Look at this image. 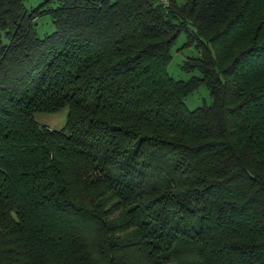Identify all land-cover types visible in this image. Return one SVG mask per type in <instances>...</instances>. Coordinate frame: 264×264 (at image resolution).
Listing matches in <instances>:
<instances>
[{
	"label": "trees",
	"instance_id": "trees-1",
	"mask_svg": "<svg viewBox=\"0 0 264 264\" xmlns=\"http://www.w3.org/2000/svg\"><path fill=\"white\" fill-rule=\"evenodd\" d=\"M0 264H264V0H0Z\"/></svg>",
	"mask_w": 264,
	"mask_h": 264
},
{
	"label": "rangeland",
	"instance_id": "rangeland-1",
	"mask_svg": "<svg viewBox=\"0 0 264 264\" xmlns=\"http://www.w3.org/2000/svg\"><path fill=\"white\" fill-rule=\"evenodd\" d=\"M42 0H24V4L27 8H30ZM184 1V0H179ZM36 31L39 35H43L45 32H50L54 26L51 21V17L48 13L43 14L36 19ZM185 34L181 32L172 44V57L167 64V71L176 78H188L191 74L197 73V70H185L182 68L181 63L187 55L195 53L193 45H184ZM210 94L207 87L203 84L199 85L194 91L189 93L185 97V103L189 108H193L197 105L208 103L210 101ZM67 114V106H63L60 109L52 112L37 111L35 112V118L43 124L48 125L51 128H57L64 124Z\"/></svg>",
	"mask_w": 264,
	"mask_h": 264
},
{
	"label": "built area",
	"instance_id": "built-area-1",
	"mask_svg": "<svg viewBox=\"0 0 264 264\" xmlns=\"http://www.w3.org/2000/svg\"><path fill=\"white\" fill-rule=\"evenodd\" d=\"M159 1L162 3V5L167 6L170 0H159Z\"/></svg>",
	"mask_w": 264,
	"mask_h": 264
}]
</instances>
